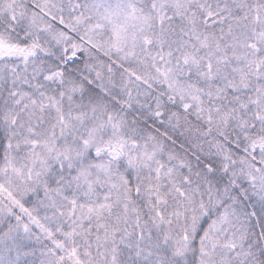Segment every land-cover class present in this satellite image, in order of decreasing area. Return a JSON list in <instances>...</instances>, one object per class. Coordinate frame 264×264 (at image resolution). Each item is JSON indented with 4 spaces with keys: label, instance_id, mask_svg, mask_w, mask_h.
<instances>
[{
    "label": "snow or ice",
    "instance_id": "6c2138e0",
    "mask_svg": "<svg viewBox=\"0 0 264 264\" xmlns=\"http://www.w3.org/2000/svg\"><path fill=\"white\" fill-rule=\"evenodd\" d=\"M0 264H264V0H0Z\"/></svg>",
    "mask_w": 264,
    "mask_h": 264
}]
</instances>
